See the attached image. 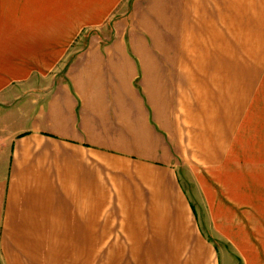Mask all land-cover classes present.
<instances>
[{
    "label": "crops",
    "instance_id": "0c3cea01",
    "mask_svg": "<svg viewBox=\"0 0 264 264\" xmlns=\"http://www.w3.org/2000/svg\"><path fill=\"white\" fill-rule=\"evenodd\" d=\"M190 170L264 264V0H0V264H91L107 182L137 248L214 264Z\"/></svg>",
    "mask_w": 264,
    "mask_h": 264
},
{
    "label": "rangeland",
    "instance_id": "374dc122",
    "mask_svg": "<svg viewBox=\"0 0 264 264\" xmlns=\"http://www.w3.org/2000/svg\"><path fill=\"white\" fill-rule=\"evenodd\" d=\"M245 170L251 172L252 168H245ZM189 172V174L186 172L184 174L183 172L182 181L188 191L190 202L196 214L197 224L203 236L208 241H214L216 246L212 258L214 264H253L255 260L258 262L259 249L237 250L229 248L224 240L217 238V234L211 231V201L209 193L211 187L207 186V184L204 186L205 184H202L201 181L209 183L212 178L208 176L200 181V179H196L195 170H190ZM208 174L207 172L206 175ZM237 177L242 178V173H237L236 170ZM248 180L251 183H255L251 187L253 186L254 189L260 188V179L257 181L250 177ZM221 185L223 184H219L217 189L219 191L216 190V193H221ZM105 186L106 200L102 208V234H92V237H97V241L92 238L91 247L85 249L83 254L84 256H89L91 264H190L191 249L185 250L179 256L178 250L172 248L165 251L144 247L137 248V244L139 245L140 242L130 231L132 217L128 216L130 211L126 207L123 197L116 192V187L118 186L108 182ZM213 187L216 188V185ZM262 188L264 186L260 189ZM236 220H240V218H236ZM144 244H147V242L144 241ZM76 251L67 249L68 257L77 255ZM252 252L255 253L252 254Z\"/></svg>",
    "mask_w": 264,
    "mask_h": 264
}]
</instances>
